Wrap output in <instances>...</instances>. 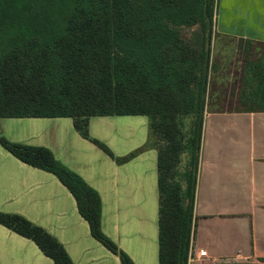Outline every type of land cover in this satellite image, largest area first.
Here are the masks:
<instances>
[{"label":"trees","instance_id":"1","mask_svg":"<svg viewBox=\"0 0 264 264\" xmlns=\"http://www.w3.org/2000/svg\"><path fill=\"white\" fill-rule=\"evenodd\" d=\"M216 1L0 0V119L71 118L76 132L108 155L89 136L91 117L148 119L145 149L157 152L158 264H188L192 248L205 102L218 64ZM247 65L244 85L252 78L255 90L242 111L264 112V56ZM0 145L54 175L91 236L121 264H134L102 232L96 191L46 148L4 138ZM0 225L34 242L54 264H74L56 239L25 218L0 213Z\"/></svg>","mask_w":264,"mask_h":264},{"label":"crops","instance_id":"2","mask_svg":"<svg viewBox=\"0 0 264 264\" xmlns=\"http://www.w3.org/2000/svg\"><path fill=\"white\" fill-rule=\"evenodd\" d=\"M246 2L249 27L227 34L264 45V6L257 14L253 0ZM251 16L259 17V26L251 27ZM88 131L110 155L82 138L71 118L0 119V138L48 149L97 192L102 232L134 264H158L157 152L145 149L148 119L91 117ZM0 213L42 228L74 264H121L91 236L75 199L54 175L1 145ZM194 215L188 264H264V112L205 110ZM0 264L54 263L34 242L0 225Z\"/></svg>","mask_w":264,"mask_h":264},{"label":"rangeland","instance_id":"3","mask_svg":"<svg viewBox=\"0 0 264 264\" xmlns=\"http://www.w3.org/2000/svg\"><path fill=\"white\" fill-rule=\"evenodd\" d=\"M262 1L253 0L252 2V10H256L257 14L260 7L264 6ZM246 4V0L216 1L213 34L216 41L214 40L213 57L216 58L218 64H214L216 70H213L209 82L208 93L210 96L207 95L205 102L208 111H240L238 113H243L242 110L249 109V105L253 103V101L250 103L251 97H247V95L254 93L255 89L253 90V86L250 85L252 78H250L247 86L244 85L247 77L245 67L247 61L250 64L252 61H258L260 56H264V45L227 34L230 30L239 33V31L249 27L245 22L248 17L246 16L248 9L244 10ZM250 25L251 27L259 26V17L251 16ZM247 41L250 42L246 43ZM249 64L247 65L248 69L252 67ZM242 96L246 99L243 100L244 97L241 99ZM252 108L254 107L252 106ZM189 124V119H186V129H188ZM186 160L187 157L183 156L179 166L181 174L184 173Z\"/></svg>","mask_w":264,"mask_h":264}]
</instances>
